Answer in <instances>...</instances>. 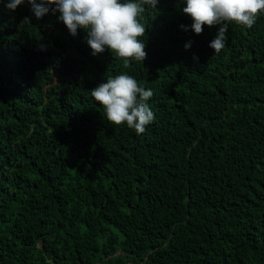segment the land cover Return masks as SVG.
Returning <instances> with one entry per match:
<instances>
[{"label":"trees","instance_id":"trees-1","mask_svg":"<svg viewBox=\"0 0 264 264\" xmlns=\"http://www.w3.org/2000/svg\"><path fill=\"white\" fill-rule=\"evenodd\" d=\"M7 2L0 264H264V13L229 24L215 54L219 26L196 35L186 4L158 0L142 18L147 57L125 67L59 13ZM122 73L153 91L143 134L91 97Z\"/></svg>","mask_w":264,"mask_h":264},{"label":"clouds","instance_id":"clouds-1","mask_svg":"<svg viewBox=\"0 0 264 264\" xmlns=\"http://www.w3.org/2000/svg\"><path fill=\"white\" fill-rule=\"evenodd\" d=\"M25 0H8L6 7L15 11ZM37 19L59 13L61 21L73 36L79 29L86 32V41L93 55L109 50L114 57L130 62L146 59V44L141 39L146 27L142 23L147 8L156 9L158 0H27ZM186 4L182 11L193 21L192 31L196 35L204 26H219L209 47L218 54L227 39L228 25L235 23L251 28L259 15L264 13V0H180ZM23 24H30L25 18ZM187 30L185 26H181ZM190 47V43L185 45ZM91 97L104 109L107 120L115 125L126 124L137 134H143L155 115L149 106L153 96L151 89H145L128 75L109 76L106 82L90 90Z\"/></svg>","mask_w":264,"mask_h":264}]
</instances>
